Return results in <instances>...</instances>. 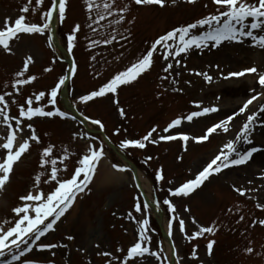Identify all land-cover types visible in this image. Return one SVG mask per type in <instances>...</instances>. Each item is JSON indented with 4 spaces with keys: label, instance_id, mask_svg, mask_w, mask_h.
I'll use <instances>...</instances> for the list:
<instances>
[{
    "label": "rangeland",
    "instance_id": "374dc122",
    "mask_svg": "<svg viewBox=\"0 0 264 264\" xmlns=\"http://www.w3.org/2000/svg\"><path fill=\"white\" fill-rule=\"evenodd\" d=\"M103 2L104 0H96V3L101 5ZM130 3L131 0H117L120 6ZM50 4L51 0H44L42 6L32 0V4L29 5L30 11L25 14L27 22H42L41 13L47 10ZM205 4L209 7L205 8ZM25 5H28V0H0V28L4 26L6 18H11L14 22L15 18L22 14L21 9ZM33 8L37 9L35 13L32 11ZM212 11L214 8L211 0H198L195 5L188 4L185 0H177L176 4H173L172 0H166V6L163 8L131 4L130 11L126 13L125 22L121 25H109V21L116 17H108L99 25H94L97 28L94 34L88 28L90 21L84 0H69L67 18L63 24L58 23V37L67 51V34L77 23L82 27L78 33L76 47L72 52L68 51L78 70L70 78L67 98L83 116L101 120L113 143L135 163L143 178L144 190L155 202L159 201L158 206L164 214L166 224L171 213L163 204V200L171 198L176 205L177 215L186 222L188 234L197 231L198 226L214 225L218 229L215 234H205L190 243L183 238L177 224L171 240L176 244V251L182 258V264H264V226L257 224L256 227H252L254 221L264 219V210L256 207L257 203L264 204V179H261V176H264V170H262L264 165L262 168L252 167V158L247 165L228 169L221 175L212 177L189 197H169L167 192L169 187L174 188L194 178L222 144L234 137L245 117L234 121L229 134H214L209 142L203 144L190 141L187 151H184L183 142L162 141L156 145L149 143L145 149L123 150L119 146L124 139L141 138L152 127H158V133L154 134V137L158 138L171 120L198 110L193 102H202L203 106L218 105L221 111L206 118L196 119L192 123L185 121L171 134L184 132L199 135L205 125L223 118L226 114H231L242 101L250 98L252 87L260 91L258 76L248 74L245 77L224 80L221 78V73L227 75L229 72L241 71L244 67L252 66L264 73V49L254 46L251 40L246 38L243 42H225V46L219 51L216 49L190 50L188 54H182L181 66L178 68L174 66L167 81L160 79L161 76L166 75L162 71L166 64L162 56L157 54L149 72L131 85L122 86L118 90L119 105L126 112L123 118L113 102L117 97L111 94L87 104L79 101L81 95L97 89L116 71L123 70L134 62L160 35L188 22H195ZM129 32L131 33L129 39L121 40V35H128ZM114 34L117 35V41L112 44L101 43L92 49L88 47L90 39H110ZM47 36L48 33L43 36L23 34L22 38L13 45L12 53H6L0 49V94L14 91L11 84L16 79L15 73L22 69L24 59L28 55L33 57V62L29 65V71L24 78L35 75L37 79L29 85L22 86L21 94L14 93L10 100L16 99L19 103H24L29 96H33L34 99V94L40 91L47 93L61 76L67 74L68 65L59 60L52 45L49 46ZM93 55L97 56L96 61L91 60ZM49 67L53 70L45 72L44 69ZM95 72L101 74L99 78H94ZM196 72H208L213 76V82L209 84L202 76L196 75ZM173 77L177 81L176 84L172 83ZM243 84L247 90L239 93L237 88ZM174 88H179L181 91H173ZM220 88L221 91H219ZM227 88L235 90L223 91ZM61 91L62 88L58 93L55 107L70 115L71 113L63 105ZM42 104L46 105L47 100L39 104L34 102V106ZM257 108L258 105L253 107L252 111H256ZM9 110L10 115H18L16 105L11 102ZM46 110H53L52 106L49 105ZM27 123L26 121L23 138L31 134L26 128ZM31 123L42 143H32L30 150L14 165L10 181L3 190H0V222L5 219L11 220L14 215L12 208L21 204L19 197L32 190L34 176L41 171L39 159L43 147L48 144L55 145L54 156H62L63 149H68L69 159L65 161L67 171L62 170L60 176L70 178L75 167L78 166L79 157L86 151V145L95 143L98 147L102 140L98 132L99 127L90 123V130L85 129L76 120L60 117L35 118ZM3 128L4 126L0 125V130ZM117 128L121 129L119 135L115 134ZM74 132H87L89 135L97 136L98 139L96 141L73 140ZM253 139L255 146L264 149V129L257 127ZM103 147L105 155L99 165L115 175L108 183L98 184L92 181L89 190L80 200L77 213L74 216L67 214L66 218L59 222L55 232L42 238L44 243L67 244V248L55 249L54 257L48 252H33L28 258L54 259L55 264H108L111 257L99 254L108 251L118 257V260L113 261L112 264H119V260L123 259V255L117 249H124L126 254L127 247L135 239L137 227L135 222L128 218L127 213L132 211L133 215L140 219L141 214L134 212V198L139 196L142 203L143 199L135 188L131 172L129 170L117 172L111 167L112 164H119L126 168V164L104 143ZM0 151L3 150L0 149ZM147 156H152L153 159L145 164L144 160ZM58 167L63 169L64 165H58ZM161 167L164 170V181L155 179V174ZM54 187V184L51 187L43 185V190L49 192ZM235 187L247 190L248 196L239 195L234 190ZM186 208L190 211H185ZM229 209L232 211L229 212ZM146 214L150 220V227L153 229L152 249L157 250L162 245L168 254L153 212L148 209ZM241 215L245 219L238 223ZM193 217L196 224L192 223ZM68 235H72L74 239L68 241L66 239ZM209 240L216 241L211 256L207 253ZM196 246H198V259H193L191 253ZM249 247L253 249L252 253L246 251ZM7 258L10 259V257ZM146 264H156V262L154 258L149 257L146 258Z\"/></svg>",
    "mask_w": 264,
    "mask_h": 264
},
{
    "label": "snow or ice",
    "instance_id": "6c2138e0",
    "mask_svg": "<svg viewBox=\"0 0 264 264\" xmlns=\"http://www.w3.org/2000/svg\"><path fill=\"white\" fill-rule=\"evenodd\" d=\"M172 2L176 4L177 0H172ZM185 2L195 5L198 0H185ZM35 3L42 6L44 0H35ZM31 4L32 0H28V5L21 9L22 14L15 18L14 22L11 18H6L4 26L0 28V49L6 53L13 52V45L22 38L23 34H39L43 36L49 33L54 19L59 24H63L67 18L69 0H51L50 7L41 13L42 22L29 23L25 14L29 13V5ZM131 4L136 6L153 5L163 8L166 6V0H131L130 4L124 6L118 5L117 0H104L102 5L96 3V0H84L90 21L88 28L95 34L97 28L94 25H99L101 21L113 16L116 19L110 20L109 25H121L126 21V13L130 11ZM211 5L214 11L197 19L195 22L175 27L160 35L151 43L145 53L140 55L134 62H131L123 70L116 71L97 89L81 95L79 101L87 104L111 94L117 97L113 102L117 106L119 115L123 118L126 116V112L119 105L118 90L122 86L131 85L149 72L154 65V57L157 54L162 56L166 64L162 69L166 75L161 76L160 79L167 81L174 66L177 68L181 66L182 54H188L190 50L216 49L219 51L220 48L225 46V42H243L246 38L250 39L254 46L264 49V34H260L264 33V0H254V2H249V0H211ZM204 7L207 8L209 5L205 4ZM32 11L35 13L37 9L33 8ZM93 13H95V16H93ZM81 27V24L77 23L67 34V49L69 52H72L76 47ZM130 35L131 33L129 32L128 35H121L120 38L127 41ZM52 39V35L49 34L47 42L50 47ZM114 41H117V35L115 34L110 39H90L88 47L92 49L98 44L108 45ZM91 60L96 61L97 56L93 55ZM32 62L33 57L28 55L24 59L22 69L15 73L16 79L11 84L14 91L0 94V125L4 126L0 130V149L3 150L0 151V190H3L10 181L14 165L30 150L32 143H42L31 121L35 118L52 117L75 119V117H69L68 113L55 107L60 89L65 85L69 76H74L77 73L78 68L75 61L69 72L61 76L55 86L51 87L47 93L40 91L38 94H34V99L33 96H29L24 103H19L16 99L10 100L14 93L21 94L22 86L29 85L37 79L35 75L24 78ZM217 67L219 66L217 65ZM52 70L50 67L44 69L45 72H51ZM195 74L202 76L209 84L213 82V76L208 72H196ZM248 74H256L258 76L260 91H257L256 87H252L250 98L242 101L241 105L233 110L231 114H226L223 118L205 125L199 135L184 132L171 133L185 121L192 123L196 119L220 113L221 108L218 105L203 106L202 102H193L198 110L171 120L163 128V134H159L158 138L154 137V134L158 133V127H152L141 138L122 140L119 145L120 148L123 150L145 149L149 143L156 145L162 141L172 142L179 140L183 142L184 151H187L190 141L202 144L209 142L214 134H229L232 131L234 121L237 118L245 117L239 131L235 133L233 138L227 139L222 144L216 154L209 161H206L202 170H199L194 178L184 181L179 186L169 187L167 189L168 196L175 198L189 197L212 177L219 176L228 169L247 165L254 157V154L264 151V149L255 146L253 139L257 127L264 129V103H261L264 101V73L259 72L255 66L245 67L241 71H232L227 73V75L221 73V78L224 80L245 77ZM100 75L99 72H95L94 78H99ZM172 83H177L174 77ZM173 91L179 92L181 89L174 88ZM45 99L47 100L46 105L34 106V102L39 104ZM10 102L16 105L18 115H10ZM49 105L52 106L53 110H46ZM257 105V110L252 111V108ZM84 120H89V117L84 116ZM26 121L28 122L26 128L30 130L31 134L27 138H23ZM91 124L97 125L101 130L105 128V125L99 119H92ZM120 131L121 129L117 128L115 134L119 135ZM72 139L96 141L98 137L89 135L87 132H74ZM103 143V140H101L98 147L95 143L86 145V151L79 157L78 166L75 167L70 178H61L60 176L62 170L67 171L65 161L69 159L68 149H63L64 155L54 156L55 145L48 144L42 148L39 159L41 171L34 176L32 190L19 197L21 204L12 208L11 211L14 214L12 219H5L0 222V258H2L0 259V264H55L54 259L42 260L28 257L33 252H48L54 257L56 255L55 249L67 248V244L44 243L42 238H46L48 234L56 231L59 222H62V219L66 218V215L73 210L78 197L89 190L92 178L97 172V166L105 155ZM152 159V156H147L144 163L147 164ZM58 165H64L63 169L58 167ZM111 167L117 172L128 171L127 168L121 167L119 164H112ZM155 179L158 181L165 180L162 167L157 170ZM261 179H264V176H261ZM53 184L55 187L51 191L45 192L43 190V185L51 187ZM136 187L140 188L141 186L137 183ZM234 190L241 196H248V191L245 189L235 187ZM134 199V212L141 214V218L137 219L132 211L127 213L128 218L137 225L136 235L134 241L127 247L126 254L124 249H117L123 255V259L119 260V264H146V258L149 257L154 258L156 264H170L172 256L176 257L175 264H182V258L176 251L174 241H172L170 246L171 255L165 252L162 245L157 250L152 249L153 237L151 233L153 229L150 227V220L146 214L151 201H143L142 203L139 196ZM156 203L159 205V201ZM163 204L167 206L168 212L171 213L167 222L169 237L174 236L177 224L183 238L190 243L205 234H215L218 230L214 225L207 227L198 226L197 231L188 234L186 222L177 215V208L172 199H164ZM256 207L264 210V204L257 203ZM185 211H190V209L186 208ZM228 211L231 212L232 209ZM244 219L245 217L241 215L238 223ZM192 223H197L194 217L192 218ZM257 224L264 226V219L254 221L252 227H256ZM66 239L72 241L74 237L68 235ZM215 243V240H209L207 243L209 256L212 255ZM197 248L198 246L192 249L191 255L193 259H198ZM246 251L252 253L253 249L249 247ZM99 254L104 257H111L108 264L118 260L117 256L108 251ZM7 257H10V259Z\"/></svg>",
    "mask_w": 264,
    "mask_h": 264
},
{
    "label": "bare ground",
    "instance_id": "6f19581e",
    "mask_svg": "<svg viewBox=\"0 0 264 264\" xmlns=\"http://www.w3.org/2000/svg\"><path fill=\"white\" fill-rule=\"evenodd\" d=\"M224 50V49H223ZM222 50V51H223ZM224 88V87H223ZM238 92L239 93H244L247 89L244 88V84L239 86L237 88ZM233 90H235L234 88H227L223 91H226V92H232ZM219 91H221V88L219 89ZM249 91V90H248ZM261 103H264V101H262ZM264 165V153H256L254 154V157H253V163H252V167H261ZM236 168V167H234ZM232 168V169H234ZM231 170V169H229ZM237 171V169H235ZM250 170H253V169H250ZM264 170V168L262 169ZM115 174L112 172V171H108L106 168H104L103 166H98L97 167V172L96 174L94 175L92 181L94 182H97L98 184L99 183H108L109 180L114 176ZM121 176V175H120ZM140 176V179L142 180L143 178L141 177V174H139ZM84 194H81L79 197H78V200L73 208V210H71L70 214H68L69 216H74L77 211H78V208H79V204H80V200L81 198L83 197ZM165 224V223H164ZM164 226V225H163ZM165 230L167 229V225L164 227ZM164 242L166 243V246H167V249L169 247V244H168V239L165 238ZM168 254H169V251H168ZM170 255V254H169Z\"/></svg>",
    "mask_w": 264,
    "mask_h": 264
},
{
    "label": "water",
    "instance_id": "95a60500",
    "mask_svg": "<svg viewBox=\"0 0 264 264\" xmlns=\"http://www.w3.org/2000/svg\"><path fill=\"white\" fill-rule=\"evenodd\" d=\"M50 35H52V38H53L52 41H53L54 45H55L56 47L59 48V50H60V52H61L62 54H65L64 49L58 44V41H57V39H56V35H55V28H54V27L51 29V31H50ZM112 148L114 149V147H112ZM122 158L125 159L124 157H122ZM128 163L132 166V171H133V173H134L135 179H136L137 183H139V180H138V177H137V175H136V170H135L134 165L131 164L130 162H128ZM140 190H141V189H140ZM141 192H142V190H141ZM142 193H143V192H142ZM143 194H144V193H143ZM151 206H153L152 203H151Z\"/></svg>",
    "mask_w": 264,
    "mask_h": 264
}]
</instances>
